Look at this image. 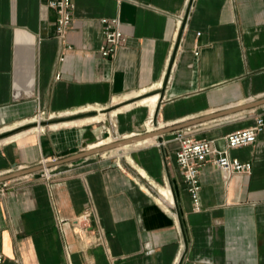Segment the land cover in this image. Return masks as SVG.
<instances>
[{"label": "crops", "instance_id": "0c3cea01", "mask_svg": "<svg viewBox=\"0 0 264 264\" xmlns=\"http://www.w3.org/2000/svg\"><path fill=\"white\" fill-rule=\"evenodd\" d=\"M72 1L66 49L48 0H0V176L39 167L0 195V264H264V131L229 150L250 174L226 180L207 159L200 210L175 139L225 150L229 133L264 116V0ZM115 17L126 41L105 57L101 20ZM152 95L149 130L136 101ZM91 107L101 120L88 121L102 116ZM42 112L54 118L31 121ZM161 129L162 141L75 157Z\"/></svg>", "mask_w": 264, "mask_h": 264}, {"label": "built area", "instance_id": "2783aa9c", "mask_svg": "<svg viewBox=\"0 0 264 264\" xmlns=\"http://www.w3.org/2000/svg\"><path fill=\"white\" fill-rule=\"evenodd\" d=\"M48 6L57 13L56 36L65 43L66 49H71L67 44V35L71 29L74 3L72 0H48ZM103 34L105 44L101 48V54L105 57H114L119 47L126 41V36L121 28L119 18H103ZM196 53H199L198 51ZM64 60V57L61 58ZM60 78V75H57ZM264 131V116H258L255 124L229 133L226 136L227 149L219 150L214 146V142L208 139H199L186 132H178L176 140L179 147L176 151L177 163L188 184V190L194 203V209L200 210V171L207 159L212 156L213 163L219 169L226 180L236 174H250L252 172V163L241 161L237 157L229 155L230 149H235L257 142L258 135ZM45 163V162H44ZM45 169L42 175L50 177V172ZM10 180L3 181L0 185V195L12 186ZM150 248V245H146ZM2 257H0V262Z\"/></svg>", "mask_w": 264, "mask_h": 264}, {"label": "bare ground", "instance_id": "6f19581e", "mask_svg": "<svg viewBox=\"0 0 264 264\" xmlns=\"http://www.w3.org/2000/svg\"><path fill=\"white\" fill-rule=\"evenodd\" d=\"M146 92V90H144V91H140V92H138V93H141V94H144ZM136 93H133V94H130V95H127V96H125V97H122V100L124 101V100H126L127 98H130V97H133L134 95H135ZM159 95H152V96H147V97H143V98H141V99H139L136 103L138 104V105H140V106H142V107H147V108H149V111H150V119L147 121V127H148V129L149 130H152V129H154V114H155V111H156V107H157V105H158V102H159ZM123 101H121L122 103H123ZM128 101V100H127ZM134 105H136L135 103H127V104H123L120 108H118V109H116V110H114V112H113V117H115L116 115H118V113L119 112H121V111H128V110H131V108L132 107H134ZM84 111H99V112H101V108H99V107H92V108H88V109H86V110H84ZM98 112V113H99ZM72 113H70V115H71ZM101 114V113H100ZM40 115H44V112H42ZM44 116H46V115H44ZM50 118H54V116H51ZM41 119V118H40ZM42 120V119H41ZM96 120H101V115H94V116H92L91 118H89V120L88 121H96ZM33 122H36V123H39V122H42V121H40V120H33ZM59 124V123H58ZM58 124H53V127L54 128H57L59 125ZM69 123H63V125H68ZM38 129H40L39 127H38ZM134 135V134H133ZM133 135H127V136H125L124 138H128V137H131V136H133ZM136 135V134H135ZM20 135H15V136H13L11 139H16V138H18ZM114 137L112 136V137H109V138H107V139H105V140H103V141H101L97 146H101V145H105V144H107V143H110V142H112V141H114V140H112ZM123 138V139H124ZM151 141H152V139H151V137H148V138H145V139H143V140H140V141H137V142H135V143H132L134 146H137V145H146V144H149V143H151ZM130 147H132V145L131 144H127V145H124V146H122L121 148H116V149H113V150H111V153H112V155H117V154H119L120 152H122V150H127V149H129ZM107 153V152H106ZM108 156V155H107ZM48 171V170H47ZM50 172V171H49ZM164 194H165V196L167 197V198H170L171 200H172V193H171V191L169 190V189H166V190H164Z\"/></svg>", "mask_w": 264, "mask_h": 264}, {"label": "water", "instance_id": "95a60500", "mask_svg": "<svg viewBox=\"0 0 264 264\" xmlns=\"http://www.w3.org/2000/svg\"><path fill=\"white\" fill-rule=\"evenodd\" d=\"M90 113H94V112H87L86 114L90 115ZM198 122H200V120ZM167 131H171V130L161 129V130H157V131H150L147 133H141L139 135H133L131 137L124 138V139H118V140L112 141L110 143H107L105 145L90 148L84 152H81V153L75 155V157H86V156L93 155V154L105 153V152L111 151V150L116 149V148H121L124 145L135 143L137 141L143 140V139L148 138V137L157 136L159 138L158 140L162 141L161 135L163 133H166ZM37 169H39V167H34L31 169H21V170L14 171V172L9 173L7 175L0 176V182L11 180L13 178H17V177H20L23 175H27L33 171H36Z\"/></svg>", "mask_w": 264, "mask_h": 264}, {"label": "rangeland", "instance_id": "374dc122", "mask_svg": "<svg viewBox=\"0 0 264 264\" xmlns=\"http://www.w3.org/2000/svg\"><path fill=\"white\" fill-rule=\"evenodd\" d=\"M146 93V92H145ZM145 93L144 94H141V93H136L133 97H130V98H127L126 100H122V98H119V99H117L116 101H114V104H121L122 102L121 101H123V103L125 102V101H127V100H130V99H133V98H136V97H141V96H143V95H145ZM143 98V97H142ZM141 99V98H140ZM139 99H137V101H138ZM136 101V102H137ZM127 104V103H126ZM123 105V104H122ZM121 105V106H122ZM121 106H119L118 108H120ZM92 108V107H91ZM100 108V107H99ZM118 108H116V109H118ZM116 109H113V111L111 112V115H112V117H113V112H114V110H116ZM97 112H99V111H97ZM99 113H101V112H99ZM102 114V113H101ZM42 120H41V119ZM48 118H50L49 116H41V115H39V117H37V118H34V119H32L31 121H33V120H40V121H44V120H46V119H48ZM103 118V114H102V116H101V119ZM31 126H34V125H30L29 126V128L31 127ZM112 140H114V138L112 139Z\"/></svg>", "mask_w": 264, "mask_h": 264}]
</instances>
